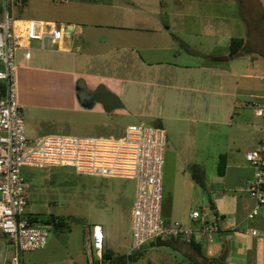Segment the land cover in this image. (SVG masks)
<instances>
[{
  "label": "crops",
  "instance_id": "1",
  "mask_svg": "<svg viewBox=\"0 0 264 264\" xmlns=\"http://www.w3.org/2000/svg\"><path fill=\"white\" fill-rule=\"evenodd\" d=\"M24 1L25 5L28 0ZM58 3H66L68 7L52 15L28 14L26 19L20 20L55 23L70 28L69 33L57 44L53 45L47 40L41 48L38 42H32L21 49L35 45L43 51L40 54L44 57L71 62L75 75L95 79L100 83L97 88L102 86L117 98L121 91L120 84L130 83L133 86L139 81L142 83L149 77L145 73L157 70L159 66L169 67L170 71L167 70L166 74L177 73L179 80L173 87L181 96H195L197 100L193 104L185 103L179 106L180 120H184L183 128L180 129L187 135L189 142L183 152L185 157L182 156L180 162H174L175 167L170 173L172 184L169 218L166 223H178L198 231L202 221L191 220L189 215L192 211H198L202 219L207 221L220 217L221 230L218 233L209 240L201 238L199 234L192 239L201 246L205 255L216 258L223 254L226 264H264V207L259 209V214L254 220L246 218L254 208V202L245 191L246 181L253 175V168L244 159L246 152L260 145L264 149V142L261 141V130L264 126V90L261 94L248 88L236 89L239 84L235 71L229 66H215L218 60L211 57L209 52H199L186 41L182 45V51H179L170 40L176 39L174 34L179 31L170 18L173 14L167 11V5L172 1L66 0ZM179 15L175 13V17ZM208 26L209 28L197 32L189 30L190 36L196 33L195 38L199 40L200 47L203 46L200 39H206L205 44L212 47L213 40L218 37L217 27L212 23ZM203 32L206 34L202 35ZM46 42H49L51 47L47 52L44 51ZM191 56H202L206 59L197 63L190 59ZM229 60L227 55L226 60L219 62ZM122 73H125L123 80L119 77ZM242 78L252 79L246 75ZM153 79L174 81V78L166 75L161 77V73L156 74ZM74 89L81 106L90 111L102 110L103 107L97 102L82 104L79 100V89L87 92L96 90L89 87L83 78L77 81ZM237 100L240 101L238 105ZM120 102L123 106L121 100ZM258 109L262 110L261 116L256 114ZM247 115L255 121L256 118L262 117L263 121L260 124L254 119L246 121ZM194 116H198L196 122L192 120ZM158 126L162 128L161 124ZM216 127L226 128V132L221 133L225 139L217 137ZM231 134L242 135L243 142H251L249 148L241 152L242 141ZM220 154L226 155V167L221 176L217 174ZM190 164H196L203 170L205 191L191 180L187 170ZM26 200L31 212V202L27 197ZM210 204L213 208H210ZM252 230H256L258 235L252 236ZM103 234L104 249L116 255L117 251L123 248L126 253L131 240L130 212L122 229L117 228L116 223L112 221L110 229L105 228ZM174 243L176 251L184 258V264L197 260L187 242L174 240ZM11 250L6 237L0 232V264L6 263L12 254ZM28 254L26 260L25 255H21L22 264H36L29 262Z\"/></svg>",
  "mask_w": 264,
  "mask_h": 264
},
{
  "label": "rangeland",
  "instance_id": "2",
  "mask_svg": "<svg viewBox=\"0 0 264 264\" xmlns=\"http://www.w3.org/2000/svg\"><path fill=\"white\" fill-rule=\"evenodd\" d=\"M165 1H172L167 5V11L173 14L170 18L179 31L174 34L177 40H170L179 51H182V45L186 41L199 52H209L211 57L218 60L215 66H229L235 71L239 84L236 89L248 88L262 94L264 0ZM67 7L66 3L52 0H28L20 10L11 9L9 13L12 18L26 19L28 14L52 15ZM175 13L180 15L175 17ZM209 23L217 27L218 37L213 40L212 47L205 44L206 39H200L203 42L200 47L199 40L195 38L196 33L190 36L189 30L197 32L209 28ZM234 37L243 38L246 44L236 57H229L227 62H219L227 57L230 38ZM48 43H45L46 52L51 49ZM36 47L31 45L27 49L20 48L15 53L16 92L19 103L24 107L26 136L32 140L45 135L117 137L121 136L129 125L161 124L166 137L161 217L167 222L172 184L170 173L175 167L174 162H180V158L185 157L183 152L189 142L187 135L180 129L183 128L184 120H180L179 106L185 103L193 104L197 97L181 96L173 87L179 80L178 75L173 72L172 75L166 74L167 70L170 71L166 65L145 73L149 77L142 83L139 81L133 86L130 83L120 84L118 98L123 103L122 108L109 113L103 111V108L100 112L90 111L79 104L75 85L81 78L92 89H96L100 83L95 79L75 75L71 62L44 57L40 54L43 51ZM190 59L200 63L206 58L191 56ZM160 73L161 77L166 75L174 78V81L154 80L153 77ZM139 75L141 79V73ZM244 75L252 79L242 78ZM119 77L123 80L125 73ZM239 102L237 100L236 105ZM248 113L250 114V110ZM197 118L198 116L192 117L193 122H196ZM253 119L247 115L245 120ZM262 121L263 118L258 117L255 122L260 124ZM215 132L222 140L226 138L221 136V133L226 132V128L216 127ZM231 135L242 141V135ZM240 143L241 152L251 144L249 141ZM20 175L28 183L25 195L31 202V216L41 223L49 215L62 217L66 226L68 225V229H64L68 232H50L47 241L49 245L45 250L22 253L25 260L29 253V262L36 264H95L98 257L91 245V226L96 223L102 230L110 229V223L113 221L117 228L122 229L131 210L135 182L78 175L69 167H23ZM117 252L116 255H121L125 250L121 248ZM134 254L136 260L131 264H184V258L176 251L174 240H165L160 247L155 243L147 244Z\"/></svg>",
  "mask_w": 264,
  "mask_h": 264
},
{
  "label": "built area",
  "instance_id": "3",
  "mask_svg": "<svg viewBox=\"0 0 264 264\" xmlns=\"http://www.w3.org/2000/svg\"><path fill=\"white\" fill-rule=\"evenodd\" d=\"M0 2V84H3V89H0V232L12 249L5 264H22V253L44 249L52 231L51 224L31 220L33 216L25 195L28 183L20 175L23 167H69L78 175L133 180L131 240L127 256L158 240L189 242L196 234L209 240L218 233L221 230L220 217L213 221L203 220L198 211L189 215L193 221H202L198 231L178 223L169 224L162 219L166 137L161 127L133 124L117 137L45 135L32 140L26 136L24 107L19 103L16 92L15 53L31 42H38L41 48L47 40L57 44L66 31L55 23L10 17L9 11L20 10L24 0ZM256 114L261 116L262 110L258 109ZM261 134L264 142V126ZM263 151L260 145L244 154L245 161L253 168V175L245 184V191L254 202V208L246 217L250 221L264 207ZM251 235L257 236L258 233L252 230ZM103 238L101 226L93 224L91 245L98 258L103 250Z\"/></svg>",
  "mask_w": 264,
  "mask_h": 264
},
{
  "label": "trees",
  "instance_id": "4",
  "mask_svg": "<svg viewBox=\"0 0 264 264\" xmlns=\"http://www.w3.org/2000/svg\"><path fill=\"white\" fill-rule=\"evenodd\" d=\"M243 47H244L243 38H235V37L231 38L229 42L228 56L231 58L236 57L241 52ZM0 89H3V84H0ZM225 167H226V155L220 154L218 159L217 174L220 176L223 175L225 171ZM187 170L194 184H196L199 188L205 191L206 181L203 170L196 164L188 165ZM210 208H213V205L210 204ZM31 220L37 221L34 218H31ZM42 223L51 224L52 231L55 233L68 232V230L67 231L64 230L65 228L68 229V225L66 226L65 220L62 217H55L53 215H49L46 219L42 220ZM154 243L156 246L160 247L163 246L164 241L158 240ZM187 243L192 248V250L194 251L197 257V260H192L191 264H226L225 257L223 254L216 258H209L205 255L201 246L196 244L192 239ZM135 260H136L135 254H130L128 256L126 254L115 255L113 252L103 249L101 253V257L96 259L95 264H126L127 262L132 263Z\"/></svg>",
  "mask_w": 264,
  "mask_h": 264
},
{
  "label": "water",
  "instance_id": "5",
  "mask_svg": "<svg viewBox=\"0 0 264 264\" xmlns=\"http://www.w3.org/2000/svg\"><path fill=\"white\" fill-rule=\"evenodd\" d=\"M65 31L66 34H68L70 28L65 27ZM224 60H226V58ZM79 84L82 85L81 83ZM83 91H84L83 94H79V100L82 102V104H85V102H87V100L89 99L88 98L89 92H87L86 90ZM93 95L95 96V99L93 101H90V103L91 104H93L94 102L99 103L103 107L105 112H110L112 110L122 108V104L120 100L102 86H99L93 92Z\"/></svg>",
  "mask_w": 264,
  "mask_h": 264
},
{
  "label": "flooded vegetation",
  "instance_id": "6",
  "mask_svg": "<svg viewBox=\"0 0 264 264\" xmlns=\"http://www.w3.org/2000/svg\"><path fill=\"white\" fill-rule=\"evenodd\" d=\"M83 93H84L83 89H79V94H83ZM88 98L89 99L87 100V102L93 101L95 99V96L93 95V92H89Z\"/></svg>",
  "mask_w": 264,
  "mask_h": 264
},
{
  "label": "bare ground",
  "instance_id": "7",
  "mask_svg": "<svg viewBox=\"0 0 264 264\" xmlns=\"http://www.w3.org/2000/svg\"><path fill=\"white\" fill-rule=\"evenodd\" d=\"M21 25V23H19Z\"/></svg>",
  "mask_w": 264,
  "mask_h": 264
}]
</instances>
